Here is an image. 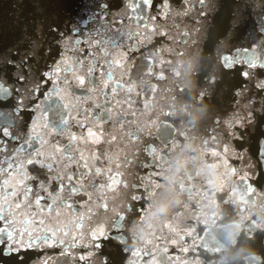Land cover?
Here are the masks:
<instances>
[{"label":"snow or ice","instance_id":"snow-or-ice-1","mask_svg":"<svg viewBox=\"0 0 264 264\" xmlns=\"http://www.w3.org/2000/svg\"><path fill=\"white\" fill-rule=\"evenodd\" d=\"M169 2L170 0H161V5H157V10L163 6L167 14ZM197 2L203 10L206 0H197ZM152 5L153 0H137L132 11L136 13L139 10L143 18ZM260 8L259 37L249 48L243 49L242 52L237 50L235 57L221 58V65L224 69L242 64L245 70L241 75L245 78L254 75L249 71L250 69H264V0H260ZM108 9L109 5L105 0H89L82 10V17L78 18L75 23L65 25L63 29L55 23L47 24L45 32L44 22H41L35 26L31 34H26L23 46L14 47L6 58H0V192L5 193L2 198L3 202L0 203V260L9 258L14 260L15 264H23L24 257L20 253L25 250V246L19 237L31 235L26 229L21 232L14 226L15 221L8 215L9 197H19L20 202L15 204L17 209L25 201L29 202L26 205L28 207H31L33 203L40 207L41 202L47 200L49 202L41 208V211H51L57 205L64 206L75 195L86 194L90 189L95 190L97 184L94 180L89 183V178L103 175L100 168L93 169L89 166L83 154L76 147L75 142L78 137L75 133L67 138L68 143L63 147L56 146L52 153H46L43 149L49 142L36 132L35 121L27 133L23 132L21 125L24 117L21 114L28 111H39L41 115L38 119L45 129H51L57 136L65 135V128L69 125V112L67 111L69 105L63 103L64 97L60 95L61 89L65 85L69 88L86 87V78L88 84H94V73L96 68L101 66V59H104L107 67L112 66L107 49L119 47L123 43V33L115 27V24L125 17L113 16ZM177 14L179 15V12ZM110 16L112 27L107 28L104 22ZM57 50H59L58 53ZM56 55L58 59L53 58ZM241 55L243 59L240 58ZM50 60L51 63H49ZM10 73L11 79H9ZM107 77L111 79L112 74L107 73ZM214 82L213 79L209 80V83ZM257 87L264 89V83L258 84ZM83 115L87 116L88 113L85 112ZM110 115L106 111L97 112L92 115V119L108 120ZM120 118L123 119L122 116ZM76 122L82 129H86L88 136L92 137L95 142L96 133L91 127L80 121ZM139 131L140 129H135L131 135L135 138ZM79 139L87 140L86 137ZM144 151L152 157L156 152V147L148 144ZM258 163L261 168H264V149L258 152ZM73 164L77 169L74 173L61 174L60 169ZM140 167L155 169L154 160L151 159ZM30 168L31 171H29ZM32 172H36V175ZM154 172L149 173L143 179L137 177L136 182L132 184L135 191L130 194L129 200L138 204V207L130 203L127 211L118 214L111 223L110 231L106 232L103 227L92 231L91 238L95 241L92 245L94 248L104 247L101 241L106 240L110 242L113 249V252H109L107 256L101 253L97 257V264H116L114 253L125 252L134 256L139 253V251L132 253L126 249L124 243L126 221L144 211L145 197L152 189L151 182ZM41 175L47 179H41ZM241 179L250 193L260 194L248 182L247 176H242ZM109 180L111 183H108ZM29 181H37L35 194ZM53 182L56 188L49 191ZM115 184L128 187L121 180L119 172L113 175L109 170L102 186L111 188ZM41 192L47 193V196L39 195ZM103 207L107 208V205L104 204ZM24 223L27 224L29 221L25 220ZM39 223L42 224L43 221ZM41 241L48 246H55V232L38 237L33 243L39 244ZM60 243L64 242L60 241ZM31 246L32 244L28 245V247ZM63 255L70 256L71 254L64 252ZM78 259L82 260L84 257L81 256ZM42 264H51V262L45 259Z\"/></svg>","mask_w":264,"mask_h":264},{"label":"clouds","instance_id":"clouds-1","mask_svg":"<svg viewBox=\"0 0 264 264\" xmlns=\"http://www.w3.org/2000/svg\"><path fill=\"white\" fill-rule=\"evenodd\" d=\"M170 208L167 204H161L153 213V217H164L169 214Z\"/></svg>","mask_w":264,"mask_h":264}]
</instances>
